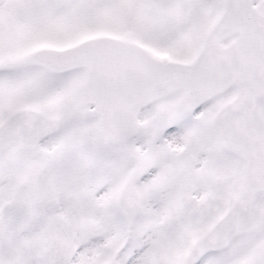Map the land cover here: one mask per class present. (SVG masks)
Returning a JSON list of instances; mask_svg holds the SVG:
<instances>
[{"label": "snow or ice", "instance_id": "snow-or-ice-1", "mask_svg": "<svg viewBox=\"0 0 264 264\" xmlns=\"http://www.w3.org/2000/svg\"><path fill=\"white\" fill-rule=\"evenodd\" d=\"M0 264H264V0H0Z\"/></svg>", "mask_w": 264, "mask_h": 264}]
</instances>
